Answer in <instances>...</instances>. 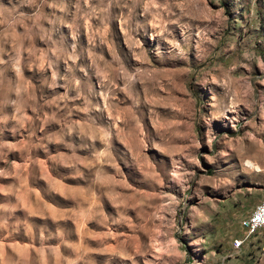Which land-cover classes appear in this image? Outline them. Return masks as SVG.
Returning a JSON list of instances; mask_svg holds the SVG:
<instances>
[{"label":"rangeland","instance_id":"rangeland-1","mask_svg":"<svg viewBox=\"0 0 264 264\" xmlns=\"http://www.w3.org/2000/svg\"><path fill=\"white\" fill-rule=\"evenodd\" d=\"M261 196L264 0H0V264H264Z\"/></svg>","mask_w":264,"mask_h":264},{"label":"built area","instance_id":"built-area-1","mask_svg":"<svg viewBox=\"0 0 264 264\" xmlns=\"http://www.w3.org/2000/svg\"><path fill=\"white\" fill-rule=\"evenodd\" d=\"M242 225L245 228L244 236L232 240V248L235 250L240 248L244 239L254 230H264V200L254 206L250 215L242 221Z\"/></svg>","mask_w":264,"mask_h":264},{"label":"crops","instance_id":"crops-1","mask_svg":"<svg viewBox=\"0 0 264 264\" xmlns=\"http://www.w3.org/2000/svg\"><path fill=\"white\" fill-rule=\"evenodd\" d=\"M261 198H262V200H264V196H261ZM262 200H259L258 202H260V201H262ZM258 202H257V203H258ZM257 203H256V204H257ZM256 204H255V205H256ZM255 205H254V206H255ZM250 213H251V212H250ZM250 213H249V214H250Z\"/></svg>","mask_w":264,"mask_h":264}]
</instances>
